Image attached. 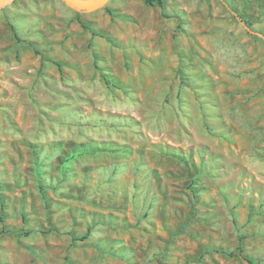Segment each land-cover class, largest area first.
I'll return each instance as SVG.
<instances>
[{"label": "rangeland", "instance_id": "374dc122", "mask_svg": "<svg viewBox=\"0 0 264 264\" xmlns=\"http://www.w3.org/2000/svg\"><path fill=\"white\" fill-rule=\"evenodd\" d=\"M0 9V264H264V0Z\"/></svg>", "mask_w": 264, "mask_h": 264}, {"label": "water", "instance_id": "95a60500", "mask_svg": "<svg viewBox=\"0 0 264 264\" xmlns=\"http://www.w3.org/2000/svg\"><path fill=\"white\" fill-rule=\"evenodd\" d=\"M14 0H0V9ZM69 7L83 12H92L108 3L109 0H63Z\"/></svg>", "mask_w": 264, "mask_h": 264}, {"label": "trees", "instance_id": "16d2710c", "mask_svg": "<svg viewBox=\"0 0 264 264\" xmlns=\"http://www.w3.org/2000/svg\"><path fill=\"white\" fill-rule=\"evenodd\" d=\"M144 2L148 5H152L154 4L155 1L154 0H144ZM156 3L159 4V6H162V2L160 0H157Z\"/></svg>", "mask_w": 264, "mask_h": 264}]
</instances>
